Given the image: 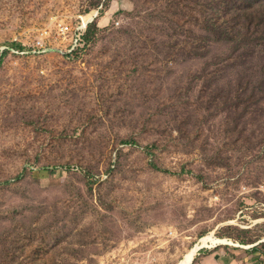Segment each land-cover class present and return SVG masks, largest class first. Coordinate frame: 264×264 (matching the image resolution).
Segmentation results:
<instances>
[{
	"label": "rangeland",
	"instance_id": "374dc122",
	"mask_svg": "<svg viewBox=\"0 0 264 264\" xmlns=\"http://www.w3.org/2000/svg\"><path fill=\"white\" fill-rule=\"evenodd\" d=\"M97 10L82 57L32 53ZM209 235L191 264H264V0H0V264Z\"/></svg>",
	"mask_w": 264,
	"mask_h": 264
},
{
	"label": "built area",
	"instance_id": "2783aa9c",
	"mask_svg": "<svg viewBox=\"0 0 264 264\" xmlns=\"http://www.w3.org/2000/svg\"><path fill=\"white\" fill-rule=\"evenodd\" d=\"M98 16L97 10L92 16L90 13L88 16L79 17L75 22H58L52 30H43L32 46V53L36 56L59 54L67 59L82 57L90 48L85 39L87 31Z\"/></svg>",
	"mask_w": 264,
	"mask_h": 264
},
{
	"label": "bare ground",
	"instance_id": "6f19581e",
	"mask_svg": "<svg viewBox=\"0 0 264 264\" xmlns=\"http://www.w3.org/2000/svg\"><path fill=\"white\" fill-rule=\"evenodd\" d=\"M210 244H212V247H213L215 244H227V242L225 240L215 239L212 235H209L203 238L192 250H190L184 256V259L180 264H191L197 252L203 247H210L209 246Z\"/></svg>",
	"mask_w": 264,
	"mask_h": 264
},
{
	"label": "trees",
	"instance_id": "16d2710c",
	"mask_svg": "<svg viewBox=\"0 0 264 264\" xmlns=\"http://www.w3.org/2000/svg\"><path fill=\"white\" fill-rule=\"evenodd\" d=\"M87 36H88V31H87V34H86V37H85V39H87ZM87 41V40H86Z\"/></svg>",
	"mask_w": 264,
	"mask_h": 264
}]
</instances>
